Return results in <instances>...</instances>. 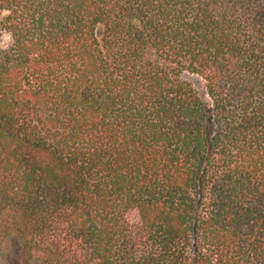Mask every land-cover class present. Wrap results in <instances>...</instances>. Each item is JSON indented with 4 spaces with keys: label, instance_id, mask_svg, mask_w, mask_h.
Masks as SVG:
<instances>
[{
    "label": "trees",
    "instance_id": "1",
    "mask_svg": "<svg viewBox=\"0 0 264 264\" xmlns=\"http://www.w3.org/2000/svg\"><path fill=\"white\" fill-rule=\"evenodd\" d=\"M5 238L33 264H264V0H0Z\"/></svg>",
    "mask_w": 264,
    "mask_h": 264
},
{
    "label": "rangeland",
    "instance_id": "2",
    "mask_svg": "<svg viewBox=\"0 0 264 264\" xmlns=\"http://www.w3.org/2000/svg\"><path fill=\"white\" fill-rule=\"evenodd\" d=\"M197 89L201 88V82L197 77L188 78ZM0 264H33L28 260L14 238H5L0 245Z\"/></svg>",
    "mask_w": 264,
    "mask_h": 264
}]
</instances>
